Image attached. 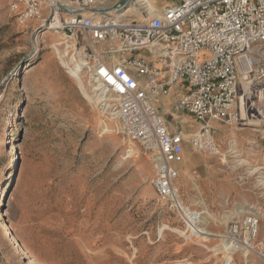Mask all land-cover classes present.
<instances>
[{"label": "rangeland", "instance_id": "374dc122", "mask_svg": "<svg viewBox=\"0 0 264 264\" xmlns=\"http://www.w3.org/2000/svg\"><path fill=\"white\" fill-rule=\"evenodd\" d=\"M13 1L0 0V264H222L233 251L225 246L228 226L254 213L257 238L250 250L233 254L234 263L264 264L260 84L243 97L238 122L213 123L221 153L194 148L195 118L182 124L174 115H191L176 108L178 100L169 102L184 87L154 99L168 126L190 130L187 141L211 157L179 190L185 206L204 212L201 227L215 234L205 238L157 195L144 148L84 96L62 61L72 62L73 44L60 45L63 33L37 19L22 25ZM150 1L162 11L182 0ZM261 51L264 43L255 44L253 56ZM248 80L242 77V93Z\"/></svg>", "mask_w": 264, "mask_h": 264}, {"label": "built area", "instance_id": "2783aa9c", "mask_svg": "<svg viewBox=\"0 0 264 264\" xmlns=\"http://www.w3.org/2000/svg\"><path fill=\"white\" fill-rule=\"evenodd\" d=\"M11 9L22 25L37 19L63 33L68 49L73 44L70 66L83 70L94 102L144 148L157 195L200 233L204 212L182 203L173 166L183 160L186 134L170 131L154 99L186 85L176 108L197 121L191 143L217 153L213 123L238 122L250 87L264 90V51L253 56L254 45L264 43V0H182L161 12L107 0H14ZM242 77L250 84L244 93ZM259 227L255 213L230 223L226 242L233 254L250 250Z\"/></svg>", "mask_w": 264, "mask_h": 264}, {"label": "crops", "instance_id": "0c3cea01", "mask_svg": "<svg viewBox=\"0 0 264 264\" xmlns=\"http://www.w3.org/2000/svg\"><path fill=\"white\" fill-rule=\"evenodd\" d=\"M120 1L121 0H107V2L110 5H115V4L119 3ZM133 3H134L133 5H138L140 3V1L134 0ZM149 3L153 7L154 10H158L154 5H152L151 1ZM150 5L149 4L145 5V7L146 6L150 7ZM170 5H173V4H171V3L167 4L165 7L170 6ZM137 7L140 8L139 6H137ZM158 11L161 12L160 10H158ZM139 18L141 19L143 17L139 15ZM178 85H181V84H178ZM181 86L186 89L185 93H183L179 98H177L175 100L170 98L169 102L171 104L176 103L177 100L179 101L182 98V96L188 92L189 89L186 85H181ZM174 87H175V85L170 89V92L173 91ZM158 109L160 110V108H158ZM161 111L164 112L163 110H161ZM178 113L179 114L174 113V115L180 119V122L182 124H185V123L191 124V122L194 119L193 116H191L189 114L188 115L185 113L181 114V112H178ZM194 121L197 123V121L195 119H194ZM169 129L172 133H175V132H178L179 130H182V129H178L177 127H174V126L169 127ZM189 131L190 130L183 131V132L188 135L190 133ZM192 131H194V129ZM210 158L211 157H205L204 155H201L197 150H195L192 147L191 143L186 140V142L184 143L183 160L181 162H175L173 164V166L179 171V178L176 180V185L179 188V190L184 189V184H185L184 181L186 179L190 178L191 176L193 177L196 172L201 171L202 170V164L205 161L210 160ZM202 177L209 178V175L207 173V174L202 175Z\"/></svg>", "mask_w": 264, "mask_h": 264}, {"label": "bare ground", "instance_id": "6f19581e", "mask_svg": "<svg viewBox=\"0 0 264 264\" xmlns=\"http://www.w3.org/2000/svg\"><path fill=\"white\" fill-rule=\"evenodd\" d=\"M139 1H140L141 4H145V5H148L149 4L150 5V3H149L150 1L149 0H139ZM131 6H132V9H136V10L139 9L137 7L138 5L133 6V3H131ZM146 7H148L150 9V11H156V10L153 9V7L151 5H150V7L149 6H146ZM64 42L65 41H62L61 44L60 43L56 44V47L59 44L60 45L64 44ZM68 47H69V44L66 46V48H68ZM57 50L60 51L59 47H57ZM67 51H66V53H67ZM62 61H63V64L65 66H67V68L69 69V72H70L71 76H73L75 79H77L79 88L82 91V93L84 94V96L87 99H89V100H91V101L94 102V100H93V98H92V96L90 94V88H89V91H88V89H86V86L84 85V82H83L84 74L83 73H79L77 70H75V68H72L70 66V62H69L68 59L62 58ZM112 120L114 121V119H112ZM218 153H221V151L219 149H218ZM248 212H253L252 211V208H242V209L239 210V213H248ZM255 214H258V213H255ZM197 233H199V232H197ZM200 234L201 235H205V238L208 237V236H211V235L215 236V234H212V233L208 232L207 230H205V228H202V227H200ZM225 246H226V248H229V245H228L227 242L225 243ZM233 252L234 251H232V254L225 256L224 260L222 261V264H236V262L234 263Z\"/></svg>", "mask_w": 264, "mask_h": 264}, {"label": "water", "instance_id": "95a60500", "mask_svg": "<svg viewBox=\"0 0 264 264\" xmlns=\"http://www.w3.org/2000/svg\"><path fill=\"white\" fill-rule=\"evenodd\" d=\"M134 0H121L119 3L121 6H128L130 5Z\"/></svg>", "mask_w": 264, "mask_h": 264}]
</instances>
